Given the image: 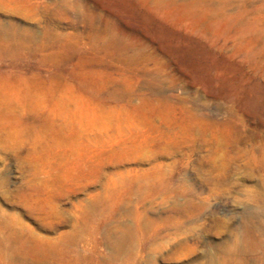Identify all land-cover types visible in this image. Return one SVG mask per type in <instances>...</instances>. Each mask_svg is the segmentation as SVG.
I'll return each instance as SVG.
<instances>
[{"label":"rangeland","instance_id":"obj_1","mask_svg":"<svg viewBox=\"0 0 264 264\" xmlns=\"http://www.w3.org/2000/svg\"><path fill=\"white\" fill-rule=\"evenodd\" d=\"M17 1L0 7L2 222L97 243L101 264H219L260 232L264 0Z\"/></svg>","mask_w":264,"mask_h":264},{"label":"bare ground","instance_id":"obj_2","mask_svg":"<svg viewBox=\"0 0 264 264\" xmlns=\"http://www.w3.org/2000/svg\"><path fill=\"white\" fill-rule=\"evenodd\" d=\"M29 2V1H28ZM0 7H3L6 12L8 11V13H14L15 11H17L18 9L23 8L20 5V2H18L17 0H0ZM30 9V8H29ZM2 11V10H0ZM5 12V13H6ZM21 12V11H20ZM26 12V11H25ZM9 13V15H10ZM23 14L25 16V13L23 11ZM12 15V14H11ZM30 16V15H29ZM26 17V16H25ZM29 19V17H27ZM1 24V23H0ZM74 25V24H73ZM3 26V23H2ZM16 28V27H15ZM94 28V27H93ZM2 29V28H1ZM5 29V28H4ZM9 29V28H8ZM92 29V26H91ZM29 30V29H26ZM104 30V29H102ZM4 31V30H1ZM14 31V30H13ZM11 31V32H13ZM23 31V30H22ZM32 31V30H31ZM46 31V30H45ZM24 32V31H23ZM26 32V31H25ZM3 33V32H2ZM48 33V32H46ZM50 33V32H49ZM23 34V33H22ZM2 35V34H0ZM5 35V34H4ZM26 36V35H25ZM23 36V37H25ZM50 36V35H49ZM57 36V35H56ZM12 37V36H11ZM4 38V37H3ZM7 39V38H6ZM21 39V38H20ZM18 39V41L20 40ZM28 39V38H27ZM26 39V40H27ZM54 39V38H53ZM11 40V39H10ZM10 40H4L1 38L0 36V46L3 47H9L10 45L12 46V43ZM15 42L16 39L14 38ZM22 40V39H21ZM25 40V39H24ZM23 41V40H22ZM40 41V39H39ZM55 41V40H54ZM14 42V43H15ZM24 42V41H23ZM58 42V41H57ZM30 43V42H29ZM49 43V42H48ZM16 44V43H15ZM39 44V42H38ZM17 45V44H16ZM22 46V45H21ZM26 46V45H25ZM41 46V45H40ZM2 47V48H3ZM1 48V49H2ZM13 49V47H12ZM44 50V47H43ZM1 51V50H0ZM10 51V50H9ZM4 52V49H3ZM45 52V51H43ZM11 53V52H10ZM4 54V53H3ZM7 54V53H6ZM40 54V53H39ZM8 55V54H7ZM14 55V54H13ZM6 57V56H5ZM4 57V58H5ZM15 57V56H14ZM9 58V57H8ZM12 58V57H11ZM1 59V58H0ZM162 101V99H159V101ZM198 105V104H197ZM199 106V105H198ZM184 107V106H183ZM199 109V108H198ZM254 109V108H253ZM192 113V112H191ZM195 117V116H194ZM197 118V117H196ZM202 118V117H201ZM199 119V118H198ZM230 119V118H229ZM228 119V120H229ZM232 119V118H231ZM208 120V119H205ZM203 121V118H202ZM212 122V121H211ZM214 123V122H213ZM225 123V122H223ZM222 124V123H221ZM206 126V125H205ZM213 127V126H212ZM210 129V128H209ZM215 132V131H214ZM206 134V133H205ZM202 136V135H201ZM218 138V137H217ZM217 144V143H216ZM233 149V148H232ZM214 153V152H213ZM214 155V154H213ZM238 157V156H237ZM233 170V169H232ZM257 195V194H256ZM255 197V196H254ZM257 198V197H256ZM264 209V208H263ZM264 210H261L260 213L257 215V225L260 228V232L259 230H257L258 234H256V231L252 225V223H250L248 221V225L246 226L245 230L243 229L244 233L242 234V238L238 240L234 241V245L232 247L233 250L230 249V252H226L228 254H230L232 256V254H235L237 256H240V261H231L229 259V255L225 256L223 258V261H221V263L219 264H248L249 259H247L248 253L253 251V250H260V258H258V260L255 258L254 261L257 264H264ZM197 213V212H196ZM246 213V212H245ZM249 213V212H248ZM185 214V213H184ZM1 215V214H0ZM3 216V215H2ZM246 219L249 218L247 215ZM5 217V216H3ZM138 218V217H137ZM137 218L135 220H137ZM1 219V218H0ZM2 220V219H1ZM0 220V232L2 233V231L6 233V235H3V237H0V257H3L4 259L7 260L8 264H82V261L85 260L84 262L86 263V257L89 256L90 261L88 259L89 264H101V260L98 257H102V256H96L97 255V249L95 251V244L94 246H92L88 251L87 249V256L84 255V253L86 252L85 247L82 249H79L77 247V241L75 238L68 236H64V235H58L56 237H54V239H43L40 238L38 236H36L33 232L28 230H25V227H22L20 223H18L20 225V227L18 228H12L9 227L8 225H6L4 222H2ZM5 220V219H4ZM97 220V219H96ZM139 220V218H138ZM248 220V219H247ZM89 221V220H87ZM91 221V220H90ZM92 222V221H91ZM100 222V221H99ZM8 223V222H7ZM85 223V222H84ZM88 223V222H87ZM95 223V222H93ZM136 223V222H135ZM92 224V223H90ZM141 224V223H140ZM96 225V223H95ZM99 225V224H98ZM137 225V224H136ZM145 225V224H144ZM15 226V225H12ZM86 227V224L84 225ZM138 226V225H137ZM83 226H81L82 228ZM89 227V226H88ZM98 227V226H97ZM103 227V226H102ZM141 227V226H138ZM88 229V230H87ZM95 229V228H94ZM81 230V229H80ZM79 229L76 230L78 231V233H80ZM86 232H87V236L88 233H90L89 228L86 227ZM84 230V231H85ZM140 230V229H139ZM75 232V230H72ZM83 231V230H82ZM81 231V232H82ZM95 231V230H92ZM85 232V235H86ZM24 233V234H23ZM77 233V234H78ZM92 233V232H91ZM90 233V234H91ZM95 233V232H93ZM96 234V233H95ZM80 235V234H79ZM78 235V236H79ZM84 235V237H85ZM93 235V234H91ZM73 236V235H72ZM76 236V233L75 235ZM76 236V237H78ZM94 236V235H93ZM96 236V235H95ZM89 237V236H88ZM87 237V238H88ZM91 237V236H90ZM89 237V238H90ZM79 238V237H78ZM81 238V237H80ZM247 238V239H246ZM86 239V238H85ZM91 239V238H90ZM95 239V238H94ZM82 240L81 242H83L84 239H80ZM89 240V239H88ZM87 240V241H88ZM94 242V240H93ZM80 243V241L78 242ZM89 243H92L89 241ZM88 244V243H87ZM79 245V244H78ZM180 245V244H179ZM100 246V245H99ZM98 246V247H99ZM179 247V246H178ZM230 247V246H229ZM228 247V248H229ZM87 248V247H86ZM182 248V247H181ZM184 249V247H183ZM190 250V249H189ZM160 251V250H159ZM228 251V250H226ZM183 252V251H182ZM96 253V255H95ZM225 253V254H226ZM254 253V252H253ZM99 254V253H98ZM224 254V255H225ZM100 255V254H99ZM175 256V255H174ZM230 256V258H231ZM257 256V255H256ZM104 258L103 260H105V258L107 259V257H102ZM109 258V257H108ZM112 258V257H111ZM212 259V258H211ZM100 260V261H99ZM109 260V259H108ZM107 261V260H105ZM212 259L211 264H216L218 261H215ZM253 261V262H254ZM6 262V261H5ZM113 262V261H112ZM84 263V264H85ZM114 263V262H113ZM87 264V263H86ZM105 264V263H103ZM106 264H110L106 262Z\"/></svg>","mask_w":264,"mask_h":264}]
</instances>
